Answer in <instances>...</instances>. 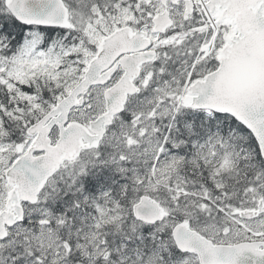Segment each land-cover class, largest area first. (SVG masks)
I'll use <instances>...</instances> for the list:
<instances>
[{
	"label": "snow or ice",
	"instance_id": "6c2138e0",
	"mask_svg": "<svg viewBox=\"0 0 264 264\" xmlns=\"http://www.w3.org/2000/svg\"><path fill=\"white\" fill-rule=\"evenodd\" d=\"M0 264H264V0H0Z\"/></svg>",
	"mask_w": 264,
	"mask_h": 264
}]
</instances>
